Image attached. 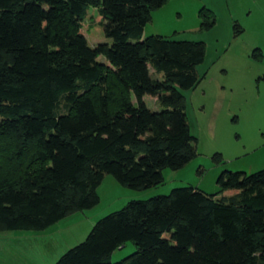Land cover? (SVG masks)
Returning a JSON list of instances; mask_svg holds the SVG:
<instances>
[{
	"label": "trees",
	"instance_id": "1",
	"mask_svg": "<svg viewBox=\"0 0 264 264\" xmlns=\"http://www.w3.org/2000/svg\"><path fill=\"white\" fill-rule=\"evenodd\" d=\"M166 1L0 0V232L44 231L98 205L106 175L146 190L196 156L181 92L198 83L205 44L142 39ZM87 6L110 45L88 46ZM199 17L200 30L214 26L209 10ZM217 183L216 194L182 187L131 201L54 264H112L127 242L135 252L115 264H264V170Z\"/></svg>",
	"mask_w": 264,
	"mask_h": 264
},
{
	"label": "rangeland",
	"instance_id": "2",
	"mask_svg": "<svg viewBox=\"0 0 264 264\" xmlns=\"http://www.w3.org/2000/svg\"><path fill=\"white\" fill-rule=\"evenodd\" d=\"M202 8L215 20L206 31L200 30ZM101 21L98 10L87 6L82 31L90 48L111 44ZM235 24L241 29L237 37ZM149 36L205 44L204 61L196 68L198 83L181 92L196 156L178 171L165 169L164 182L146 190L123 187L106 175L97 189L98 205L44 231L0 232V264H54L82 243L97 221L131 201L168 195L182 187L216 194L223 172L249 175L264 170V0H167L151 12L142 39ZM255 50L259 58L254 57ZM98 61L108 64L104 57ZM143 101L150 110H161L157 98L144 96ZM222 196L230 194H218V199ZM135 250L127 242L111 254L110 263L120 262Z\"/></svg>",
	"mask_w": 264,
	"mask_h": 264
}]
</instances>
